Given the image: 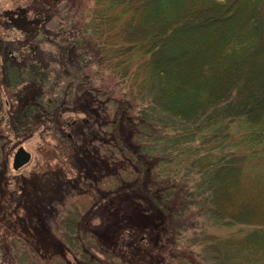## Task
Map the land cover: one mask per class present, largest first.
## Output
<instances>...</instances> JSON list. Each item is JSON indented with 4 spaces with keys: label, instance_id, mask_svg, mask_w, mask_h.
<instances>
[{
    "label": "trees",
    "instance_id": "trees-1",
    "mask_svg": "<svg viewBox=\"0 0 264 264\" xmlns=\"http://www.w3.org/2000/svg\"><path fill=\"white\" fill-rule=\"evenodd\" d=\"M62 1L31 0L33 19L12 16L21 23L59 25L67 33L58 46V67L38 63L35 47L19 52V40L0 38V69L2 84L11 89L5 116L11 139L45 122L77 173L66 178L61 169L48 168L20 176L6 200L10 217L5 200H0L1 216L8 222L28 217L33 227L45 230L49 243L63 254L70 250L79 264H107L89 252L97 233L88 228V212L68 203L71 193L86 192L104 203L109 199L132 242L157 249L156 254L163 246L160 233L170 232L169 227L173 234L185 230L165 212L178 207L191 213L192 226L189 235L174 238L176 253L161 255L160 264H264V189L240 196L244 178L264 168V77L256 72L264 63V0H91L96 9L86 19L66 14L54 22ZM33 25L22 41H41ZM71 54L73 62L67 61ZM90 54L127 88L105 101L114 106L115 123L129 124L131 134L126 139L111 134L101 140L103 147L88 140L84 147L75 136L89 118L62 117L69 105L100 90L85 82L83 59ZM78 124L82 127L74 133ZM9 142V135L0 134V160ZM109 167L117 169L108 174L114 188L111 184L102 192L99 173ZM258 177L264 175L256 172L253 178ZM178 192L181 199L169 208L167 199ZM19 208L24 215L17 214ZM48 215H54V226L43 225ZM154 230L156 248L150 237ZM1 251L10 264H42L16 245Z\"/></svg>",
    "mask_w": 264,
    "mask_h": 264
},
{
    "label": "rangeland",
    "instance_id": "rangeland-1",
    "mask_svg": "<svg viewBox=\"0 0 264 264\" xmlns=\"http://www.w3.org/2000/svg\"><path fill=\"white\" fill-rule=\"evenodd\" d=\"M30 1L31 0H0V38H2L3 41L19 40L20 42H18V45L20 47L17 48L19 52L26 50L29 46L35 47V54L38 63L42 65L47 64L52 67L55 66L57 68L60 59L57 55L59 52L58 46L62 45V38L63 36H67V33H64L59 25L55 27L47 24L41 26V23L36 20H33V22L27 21L21 23L20 20L17 22L12 18V16L18 15L20 18L28 16V20L33 19L32 11L29 10ZM60 4L64 5L61 9H56L59 10V14L54 18V22L58 21L59 18H62V15L66 14H69L70 17L74 15V20H79V18L86 19V17L92 15L93 10L96 9L91 0H64ZM31 23L34 24V29H36L37 26L40 29L42 34L41 41L37 39L36 41H32V43L24 40L22 41V39H24V32L28 30L29 24ZM198 40L199 38L196 37V41ZM167 53L169 54L170 52ZM15 54L17 55V51ZM72 55L73 54L69 55L67 61H70L73 58ZM1 61L4 62L2 58L0 59V63ZM98 61V56L90 54L89 57L85 56L83 64L86 66L84 69L86 75L85 82H90L93 88H100V90L94 91L93 96L86 98L85 101L84 98L81 97L82 100H80V103L77 102L75 103L76 105H69L62 116L63 118L70 119L76 117L89 118L88 126L84 125L82 127L81 124H78L76 128L74 127L73 131L76 133L77 131H80L82 127V134L80 133L77 135L76 133L75 136L83 139L84 147L88 146L86 143L87 140L90 146H92V144H99L100 147H103L102 145L107 144L102 143L101 140H109L111 134L117 136L122 135V137L126 139L130 133V130L128 131L129 124L120 123L117 125V123H115V116H113L112 113L114 111V106H111L108 101L107 103L105 101L110 96L115 98L121 97V94H124L127 88L123 83H119V79L114 78L108 70H105L102 66L98 65ZM1 65L3 64L1 63ZM256 72L259 73L260 77H264V63H261V66L257 68ZM55 79L57 78L55 77ZM4 80L5 78L3 77L2 69H0V134H7L10 138V142L6 150L3 151V157L0 160V188L3 187L0 191V200H5L3 202L5 210L7 214L9 213L10 217V207L6 203V200L10 199L12 190L17 188L18 183H20V176H30L33 172L39 174L44 170L46 171L48 168L61 169V171L66 172V178L67 176H75L77 172L76 169L68 165L69 160L61 155L62 153L57 147V142L51 134L49 125L45 122L40 123L35 128L32 127L31 131L21 133L22 135H20L19 138L15 137L14 139H11L14 135L12 134V131L8 130L5 118L9 109V101H11V89H7L2 84ZM72 93H75V89H72ZM94 97H96V100ZM88 102L92 106H89V111L86 110L85 107ZM20 144L24 145V147L31 152V159L20 168L13 169L11 165L13 152ZM260 161L264 163V157H261ZM114 170L115 168L113 169L112 167H109V169L105 170V173H99L101 179L98 185L102 192L108 190L111 184L112 188H114V183L108 181V174L112 173ZM121 172L120 169V171H118L120 176ZM256 172L257 175L260 173L264 175V168H260L259 172L257 169L254 171L252 170L251 175L244 178L243 186L240 189L241 197H247L253 193L262 194L264 189V178H253ZM127 180H130V177ZM143 182L145 181L143 180ZM58 191L61 192V189ZM84 193H71V195H69L70 199L68 203L73 202L74 204H78L82 210L84 209L88 212V228L95 229L97 233H91L93 235L88 243L90 245L89 252L107 264H160V259H162L161 255L169 256L171 253H176V251H174L175 249L172 247V243H174L173 240H175L174 238H183L185 234L189 235L188 230L192 224L187 217L191 213L184 211L180 213L178 207L172 208V210L175 209L176 212H171V210H165V208H163L162 210H165V212L174 216V218H172L176 221L179 227L184 225L185 230L178 229L176 231L177 233H174V235L173 231L171 233V227H169L170 232L160 233L158 244L163 246L160 247L161 254H156L157 249L151 250L146 244L137 240L135 243L132 242V239L129 236L130 232L125 229V223L123 224V221L120 224L118 223V218L114 209L110 207L108 202L109 199L106 198L107 201L105 203L107 204H105L102 201H94L92 197ZM181 197L180 192L175 193L169 198V200L167 199V206L169 208H171V206H176ZM124 202L125 201L122 202L124 208H130V203ZM179 204H181V202ZM125 212L128 215H131L130 213H132L129 209H126ZM17 214L21 216L24 215V210L19 208ZM44 216L45 215H42V217ZM15 217L16 216H13L10 222H8L6 218L1 216L0 212V250L11 245H16L17 247H22L27 254L31 253L36 255L42 264H79V260L76 257H73L70 250H68V252L65 251L63 254V251L58 245L54 244L52 240L50 244L49 236H47V233L44 234L45 230L42 232L40 228L36 229L33 227V225L29 223L28 217L25 219L22 217L23 219H21V217L18 216L17 218L19 222H16L17 218ZM45 219L43 225L48 222L46 223L47 225H44L48 226L55 220V217L54 215H48ZM13 221H15L14 224L11 223ZM37 224L38 221L35 222V225ZM52 225L54 226L55 223H52ZM211 230H216L217 233L227 232V229L225 230L223 228H211ZM37 231L42 232L43 238H41V240H36ZM32 232L34 236L32 235ZM59 235L60 233L58 236ZM151 235H153V233ZM156 235L155 231L154 236H150L153 239V243H155L156 240V243L152 244L153 248L157 247ZM14 236L17 238L15 241L12 239ZM37 236L39 238V234ZM115 240L117 241L116 243ZM72 252L75 251L72 250ZM148 253L155 254L149 256ZM0 264H10V260H6L5 257H3V251L0 253Z\"/></svg>",
    "mask_w": 264,
    "mask_h": 264
},
{
    "label": "water",
    "instance_id": "water-1",
    "mask_svg": "<svg viewBox=\"0 0 264 264\" xmlns=\"http://www.w3.org/2000/svg\"><path fill=\"white\" fill-rule=\"evenodd\" d=\"M31 159V152L20 144L13 153L12 168L18 169Z\"/></svg>",
    "mask_w": 264,
    "mask_h": 264
}]
</instances>
